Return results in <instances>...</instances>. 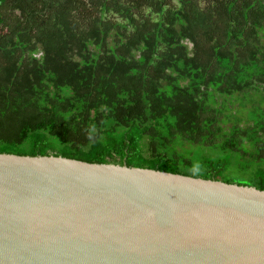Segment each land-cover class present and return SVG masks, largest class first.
I'll return each mask as SVG.
<instances>
[{"label":"trees","instance_id":"1","mask_svg":"<svg viewBox=\"0 0 264 264\" xmlns=\"http://www.w3.org/2000/svg\"><path fill=\"white\" fill-rule=\"evenodd\" d=\"M0 153L264 190V0H0Z\"/></svg>","mask_w":264,"mask_h":264},{"label":"water","instance_id":"2","mask_svg":"<svg viewBox=\"0 0 264 264\" xmlns=\"http://www.w3.org/2000/svg\"><path fill=\"white\" fill-rule=\"evenodd\" d=\"M0 264H264V190L0 153Z\"/></svg>","mask_w":264,"mask_h":264}]
</instances>
